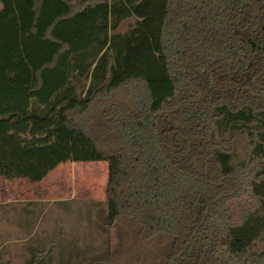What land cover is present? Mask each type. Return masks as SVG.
I'll list each match as a JSON object with an SVG mask.
<instances>
[{"label":"trees","instance_id":"trees-1","mask_svg":"<svg viewBox=\"0 0 264 264\" xmlns=\"http://www.w3.org/2000/svg\"><path fill=\"white\" fill-rule=\"evenodd\" d=\"M0 5V178L107 164L100 247L20 264H110L121 219L151 264H264V0Z\"/></svg>","mask_w":264,"mask_h":264},{"label":"rangeland","instance_id":"rangeland-1","mask_svg":"<svg viewBox=\"0 0 264 264\" xmlns=\"http://www.w3.org/2000/svg\"><path fill=\"white\" fill-rule=\"evenodd\" d=\"M130 23V20L123 22L118 32L125 31ZM52 177L53 179L45 182L48 187L45 189L51 187L52 195L57 197L65 195V187L75 189V199L78 202L77 213L75 216L64 217L63 214L57 215L51 210L38 223L39 226L34 233L32 230L29 234L19 235L13 234V230L11 231L1 219L0 247H6L5 260H8L10 264L21 263L24 248L28 244L26 240L29 237L45 243L49 239L61 236L62 242L72 239L73 245L78 246L79 249H83L84 245L98 248L102 244L103 237L98 233V228L105 222L106 211L104 207L96 203L103 204L106 199L107 164L105 162L87 164L67 162L59 167ZM33 187L34 184L24 180L7 182L0 178V206L8 208L12 204L7 202L16 203L19 200L28 199L31 197L29 190L32 191ZM57 217H60V220H57ZM132 230L129 220L121 219L109 232L111 248L116 251L111 256L110 264H151V254L158 256L153 242L144 244L138 242ZM42 231H45L47 235H42Z\"/></svg>","mask_w":264,"mask_h":264},{"label":"crops","instance_id":"crops-1","mask_svg":"<svg viewBox=\"0 0 264 264\" xmlns=\"http://www.w3.org/2000/svg\"><path fill=\"white\" fill-rule=\"evenodd\" d=\"M62 165L63 164L57 166L41 182L34 184L33 189H31L32 191L29 190V196L31 197H29L28 199L19 200L16 203L11 201L7 202V204H12L8 208L0 206V220L3 219V222L8 225V228L11 229V231L13 230V234H29L32 230V233H34V231L39 226L38 223L42 221L46 214L51 210L54 211L57 215L63 214L64 217L76 215V204L78 202L75 199V189H72L69 186L65 187L66 193L62 197L53 196L50 191L51 187L49 189H45V187H47V183L45 184V182H47L51 178L53 179L52 176ZM57 220H60V217H57ZM42 235L45 236L47 235V233H45V231H42Z\"/></svg>","mask_w":264,"mask_h":264}]
</instances>
